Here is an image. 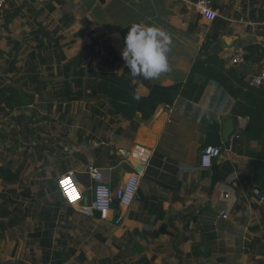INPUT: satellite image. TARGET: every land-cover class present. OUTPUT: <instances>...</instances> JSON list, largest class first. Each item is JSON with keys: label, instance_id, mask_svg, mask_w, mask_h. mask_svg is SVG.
<instances>
[{"label": "crops", "instance_id": "0c3cea01", "mask_svg": "<svg viewBox=\"0 0 264 264\" xmlns=\"http://www.w3.org/2000/svg\"><path fill=\"white\" fill-rule=\"evenodd\" d=\"M194 1L7 0L0 59L7 74L16 69V77L0 88L16 87V105L10 109L1 100L0 128H16L21 143L26 131L33 136L42 123L39 136L50 142L32 152L40 173L33 172L30 182L43 180L44 167L59 156L53 181L70 173L84 200L68 204L58 187L48 192L52 200L38 196L43 185L39 191L8 187L24 180L31 163L19 158L18 168H7L18 178L12 183L0 178V194L16 196L20 216L26 217L0 238V264H264V201L252 193L257 187L264 197V83L247 84L264 55V0H214L217 17L210 24ZM132 23L170 34V71L152 80L130 75L121 49ZM237 51L244 54L242 64L230 62ZM154 85L178 86L169 104L171 122L164 104L148 119L137 110ZM239 122L245 130L230 152L214 158L210 168L201 167V151L222 146ZM137 145L149 148L143 158L134 151ZM88 165L100 169L113 189L130 173L139 176L119 227L96 213L79 212L91 201ZM43 205L51 208L48 221L39 215ZM39 206L40 225L34 229L52 227V247L48 253L34 237V254L26 258L30 241L14 231L36 218ZM109 228L115 238L110 256L94 246L100 231L111 238Z\"/></svg>", "mask_w": 264, "mask_h": 264}, {"label": "built area", "instance_id": "2783aa9c", "mask_svg": "<svg viewBox=\"0 0 264 264\" xmlns=\"http://www.w3.org/2000/svg\"><path fill=\"white\" fill-rule=\"evenodd\" d=\"M7 0H0V20L3 18L6 9ZM194 5L197 12L207 22L212 23L217 17V12L214 9V0H195ZM245 61L244 54L237 51L230 57L232 64H242ZM264 83V55L261 58L257 72L253 73L247 78L249 87H258ZM167 122H171L170 114L172 108L169 105H164L162 110ZM245 130V124L239 122L233 134L222 146H207L201 151L200 165L203 168H210L213 164L214 158L220 156L222 152H230L235 139L242 137ZM149 148L137 145L135 148L136 155L143 158L142 153H147ZM85 172L93 181L90 192L91 201L79 207V212L85 216H92L97 213L99 218L112 221L114 225H119L123 221V211L130 207L136 197L139 176L136 173H130L129 176L116 188H111L105 181L100 169L88 165ZM57 187L62 198L66 203L75 205L84 200L83 194L77 189L70 173L62 175L57 180ZM74 193V195H70ZM252 193L259 196L260 202L264 201L259 188L253 187ZM222 218H226L224 212L220 213Z\"/></svg>", "mask_w": 264, "mask_h": 264}, {"label": "rangeland", "instance_id": "374dc122", "mask_svg": "<svg viewBox=\"0 0 264 264\" xmlns=\"http://www.w3.org/2000/svg\"><path fill=\"white\" fill-rule=\"evenodd\" d=\"M1 61L2 60L0 59V82H5L10 77H12V78L16 77V69L11 70L12 73L7 74L6 71H8V67L5 66L3 63H1ZM7 85H11V84H7ZM11 121H13V119L8 117L7 118V124L11 125ZM39 124H40V122L37 123V125H36L37 127H35L36 128V130L34 131L35 135L32 136V135L28 134V131H26L25 136H23L21 139V143H19V142L16 143V128L13 131L7 130V128L4 129L3 127L0 128V167H5V168H8V167L11 168L12 167V169L14 170V169L19 167L18 166L20 164V163H18L20 160L19 158H22L23 161L26 159L27 162H28V160H30L31 163L27 164L26 170L23 172L24 180H20V182L16 181V183H14V184L12 183V184L8 185V187L9 186H10V188L13 187L16 190V187L23 189L25 186H30L31 190L39 191L38 189L41 188L43 185V186H45L44 196L46 197L47 196L46 194H48L47 198H45V199L46 200H52L53 194L50 195L49 194L50 192L48 193L46 186H47V180H49V179L54 180L52 173L59 163V160H60L59 156H56L53 159H51L50 164H48L47 166L44 167L45 172L47 174H45V176H43V180H41L37 183H34V184L32 182H30V180L32 178L31 175L33 174V172H36L37 175L40 173V167L37 164L35 165L36 162H35V160H32L31 154H32V152L38 154V148H40V146H42V145L44 146L45 144H48L47 142H50V141L46 142V140H44L43 136L40 137L41 135H40L39 130H42L44 125H42V123L40 125ZM33 126H35V125H33ZM29 127H32V125H29ZM36 134H38V136ZM19 147H21V148H19ZM2 187H3V183L0 180V191H1ZM34 195H36L35 192H34ZM39 210H40V206L37 207V210L35 212L36 218L30 217L28 221H23V224H22L23 227H20L18 230L15 229V231H14L16 238H21L23 240L28 239V241H30V242H26L24 245L23 256L26 258H30V256L31 257L33 256L34 247H36L35 246L36 245L35 239L33 236L30 235V233L33 230H35L34 228H36L38 226V224L40 225V222L38 223ZM70 221L71 220L68 219L64 222L70 223ZM108 222H109V224H111L112 227H115V228L119 227V225H114L112 223V221H108ZM59 224H62V223H59ZM67 229H68L67 226H61L60 227L61 232L62 231L66 232ZM111 230H112V228H109V229H106L105 231H107L111 234L114 231V230L113 231H111ZM86 231H83L82 235H86V237H87L89 234V230H86ZM95 233H97V232H95ZM99 234H101L102 236H105L106 241L103 242V241H100L99 239H96V243L94 245V246H96L95 249H97L98 247H100V248L103 247L105 249L103 253H107L108 256H110V253H109L110 244H115V241H113L115 238L112 237V234H111V238H109V235L106 236L101 231ZM59 235H60L59 232L55 233L56 237H58ZM120 243L121 242H119L118 244H120ZM108 256H106V258H110ZM90 257H92V256L90 255ZM79 263H82V262H79ZM100 263L103 264V262H100ZM109 263L110 262H107L105 264H109ZM37 264H39V263H37ZM73 264H77V262H74Z\"/></svg>", "mask_w": 264, "mask_h": 264}, {"label": "trees", "instance_id": "16d2710c", "mask_svg": "<svg viewBox=\"0 0 264 264\" xmlns=\"http://www.w3.org/2000/svg\"><path fill=\"white\" fill-rule=\"evenodd\" d=\"M177 92V85H170L166 87L154 85L150 87L149 93L146 96L140 97L137 105V110L141 112L143 119H148L155 111L157 105H169L174 100ZM1 100L4 101L3 103L5 106L10 109H13V105H16V87L9 85L6 86V88H0V103H2ZM0 178H2L3 181L5 180L9 183H12L18 178V172H12L5 167H0ZM46 187L48 192L54 193L57 190V183L49 179L47 180ZM10 192H13V189H11ZM44 194L45 193L43 189H41L38 196L43 197ZM38 205L39 204L37 203L36 206ZM50 210V207H46L45 205H43L41 208V214L39 215L42 216L45 221H48L51 218ZM68 210L72 211L71 208H68ZM21 214V204L18 203V205H16V196L0 194V238L4 235V231L9 229L10 227L12 228L19 221L26 217V215L23 214V218H21ZM96 215L98 214L96 213ZM52 232L53 228L48 227L43 229H37L32 234L33 237L39 239V246L45 249L48 253H50L49 249L52 247L50 239L52 236ZM97 235H99L101 241H106V238H104L101 234ZM47 252L43 253L44 263L48 260ZM59 256L60 253H56V258H58ZM81 256L83 257V254ZM59 262L60 260L56 261V263ZM145 264H148L147 261L145 262Z\"/></svg>", "mask_w": 264, "mask_h": 264}, {"label": "clouds", "instance_id": "9594fccd", "mask_svg": "<svg viewBox=\"0 0 264 264\" xmlns=\"http://www.w3.org/2000/svg\"><path fill=\"white\" fill-rule=\"evenodd\" d=\"M123 44L121 56L132 77L152 80L170 71L167 54L172 38L163 28L147 23H132L127 28Z\"/></svg>", "mask_w": 264, "mask_h": 264}, {"label": "water", "instance_id": "95a60500", "mask_svg": "<svg viewBox=\"0 0 264 264\" xmlns=\"http://www.w3.org/2000/svg\"><path fill=\"white\" fill-rule=\"evenodd\" d=\"M137 168H138V169H141V167H140V166H138Z\"/></svg>", "mask_w": 264, "mask_h": 264}]
</instances>
